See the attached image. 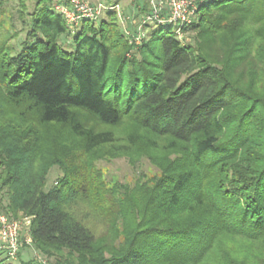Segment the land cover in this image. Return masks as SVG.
I'll use <instances>...</instances> for the list:
<instances>
[{
	"label": "trees",
	"instance_id": "obj_1",
	"mask_svg": "<svg viewBox=\"0 0 264 264\" xmlns=\"http://www.w3.org/2000/svg\"><path fill=\"white\" fill-rule=\"evenodd\" d=\"M6 1L0 214L30 219L34 250L51 264H264V0H202L191 41L147 22L138 47L117 1L69 25L65 0H16L18 30ZM120 156L160 173L107 186L97 162Z\"/></svg>",
	"mask_w": 264,
	"mask_h": 264
},
{
	"label": "rangeland",
	"instance_id": "obj_2",
	"mask_svg": "<svg viewBox=\"0 0 264 264\" xmlns=\"http://www.w3.org/2000/svg\"><path fill=\"white\" fill-rule=\"evenodd\" d=\"M82 2H86L89 5H98L101 4L105 6L107 10L108 2H114L117 1V5L114 7H109V9H114L116 11V17L120 23V26L122 27L123 32L128 37V40L130 41L129 44L133 45L134 47H138L141 45V43L144 40V37L146 36V29L145 24L143 23L142 16L146 12H140L141 7L143 6V2H147V0H80ZM61 4H68L65 0V3H56V5ZM28 5L30 7V10L33 6V1H29ZM54 6V7H55ZM16 8H17V2L16 0H9L5 2V5L3 6V18L7 20V18L10 16L13 17V24L15 25V28L18 30L20 28V23L17 20L16 17ZM104 10V13L105 11ZM185 33L182 35L181 41H191L193 38V34L190 32H187L184 30ZM21 40V36L17 40L14 41V44H17V41ZM62 42H66L67 47L70 45L68 44L69 41H66V39H63ZM17 47V46H16ZM124 123L121 124V126H118L116 128H113V130L118 133L117 135L121 134L123 131V127L125 126ZM97 128L100 127L97 125ZM102 128H106L103 127ZM97 170L103 179V181H106L107 186L113 185L114 183L118 184H130L133 185L136 180H138L140 177L143 176H156L159 175V169L153 165L146 157H143L139 159V162L132 166V164L129 162V159L126 156H120L115 158H109L104 159L99 162H97ZM60 171L57 168H53L49 175H48V181H47V187H50L56 182V179L58 176H60ZM0 201L1 204L4 205L6 201V197L0 193ZM21 216L18 219H22ZM29 225H30V219H29ZM25 231V227H23L21 239L23 237V232ZM34 253V248L29 247H21V250L19 251V254L14 261H10V264H18L19 260H27L32 259Z\"/></svg>",
	"mask_w": 264,
	"mask_h": 264
},
{
	"label": "built area",
	"instance_id": "obj_3",
	"mask_svg": "<svg viewBox=\"0 0 264 264\" xmlns=\"http://www.w3.org/2000/svg\"><path fill=\"white\" fill-rule=\"evenodd\" d=\"M66 1L68 4L56 5L54 9L69 25L77 24L84 19L97 21L106 10L101 4L89 5L80 0ZM201 2L202 0H147L149 10L142 16L143 23L174 25L175 34L181 38L185 33L184 30L195 18L197 7ZM23 227L25 231L21 239ZM22 246L33 248L29 234V218L11 219L0 214V251L9 259L16 260ZM33 259L38 264H51L46 257L35 250Z\"/></svg>",
	"mask_w": 264,
	"mask_h": 264
}]
</instances>
